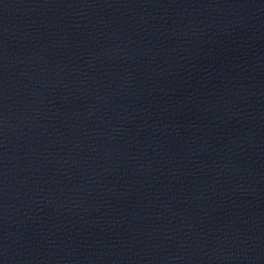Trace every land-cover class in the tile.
<instances>
[{
	"label": "water",
	"instance_id": "water-1",
	"mask_svg": "<svg viewBox=\"0 0 264 264\" xmlns=\"http://www.w3.org/2000/svg\"><path fill=\"white\" fill-rule=\"evenodd\" d=\"M0 264H264V0H0Z\"/></svg>",
	"mask_w": 264,
	"mask_h": 264
}]
</instances>
